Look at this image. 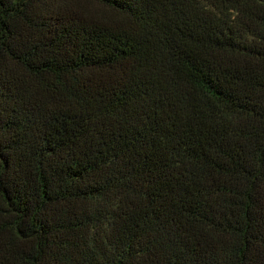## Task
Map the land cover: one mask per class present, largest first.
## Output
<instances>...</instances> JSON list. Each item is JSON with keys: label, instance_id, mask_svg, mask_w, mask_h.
<instances>
[{"label": "trees", "instance_id": "1", "mask_svg": "<svg viewBox=\"0 0 264 264\" xmlns=\"http://www.w3.org/2000/svg\"><path fill=\"white\" fill-rule=\"evenodd\" d=\"M0 264H264V0H0Z\"/></svg>", "mask_w": 264, "mask_h": 264}]
</instances>
